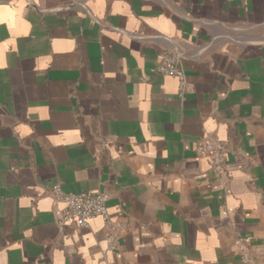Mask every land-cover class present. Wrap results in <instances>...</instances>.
Instances as JSON below:
<instances>
[{
  "label": "crops",
  "instance_id": "1",
  "mask_svg": "<svg viewBox=\"0 0 264 264\" xmlns=\"http://www.w3.org/2000/svg\"><path fill=\"white\" fill-rule=\"evenodd\" d=\"M54 182L122 208L118 250ZM0 264H264V0H0Z\"/></svg>",
  "mask_w": 264,
  "mask_h": 264
},
{
  "label": "built area",
  "instance_id": "2",
  "mask_svg": "<svg viewBox=\"0 0 264 264\" xmlns=\"http://www.w3.org/2000/svg\"><path fill=\"white\" fill-rule=\"evenodd\" d=\"M160 62L154 68L158 74L175 77L179 82L180 89H183L185 75L182 67L184 59L183 52L178 48L166 49L160 52ZM225 146L218 140L209 138L200 139L195 146L196 153L208 160L210 168L215 176H225ZM48 193L55 204H60L62 208L56 217L59 228L66 224H73L81 227L85 226L91 218H102L106 230L107 249L118 250L120 238L129 229V219L124 214L122 208L118 209L115 216H112L107 208L106 202L109 195L100 191H82L78 193H67L63 191L58 182L50 185ZM241 245L242 262L250 259V247Z\"/></svg>",
  "mask_w": 264,
  "mask_h": 264
}]
</instances>
